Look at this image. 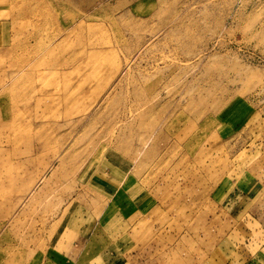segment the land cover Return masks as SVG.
I'll use <instances>...</instances> for the list:
<instances>
[{"label":"rangeland","instance_id":"374dc122","mask_svg":"<svg viewBox=\"0 0 264 264\" xmlns=\"http://www.w3.org/2000/svg\"><path fill=\"white\" fill-rule=\"evenodd\" d=\"M253 259L264 0H0V264Z\"/></svg>","mask_w":264,"mask_h":264},{"label":"crops","instance_id":"0c3cea01","mask_svg":"<svg viewBox=\"0 0 264 264\" xmlns=\"http://www.w3.org/2000/svg\"><path fill=\"white\" fill-rule=\"evenodd\" d=\"M258 261H260V259H253L249 264H264V263H261V261L260 262Z\"/></svg>","mask_w":264,"mask_h":264}]
</instances>
